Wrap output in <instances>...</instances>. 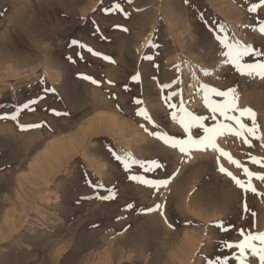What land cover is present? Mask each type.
Wrapping results in <instances>:
<instances>
[{
    "label": "rangeland",
    "instance_id": "rangeland-1",
    "mask_svg": "<svg viewBox=\"0 0 264 264\" xmlns=\"http://www.w3.org/2000/svg\"><path fill=\"white\" fill-rule=\"evenodd\" d=\"M113 2L0 0V114L35 99V110L22 112L19 122L41 125L21 130L15 121L0 120V264H106L107 257L111 264H152L150 256L163 247L167 230L177 235V241L199 243L197 261L190 264H206L205 257L230 254L220 245L223 240L239 239L238 229L264 231V195L260 194L264 184L253 179L258 193H245L219 172L223 165L246 179L218 152L208 149L183 155L166 146L149 135L154 129L135 114L138 106L133 103L134 97L142 99L141 106L160 126L155 130L180 137L152 77L169 83L176 78L173 66L181 64L185 83L179 87L184 89L186 106L197 114L206 113L195 94V81H187L186 71L188 63L210 68L218 62L217 44L205 21L224 24L235 38L264 50V35L251 27L264 22V10L247 11L258 0H132L131 4L120 0L130 13L127 19L117 12H103ZM92 21L107 39H101ZM116 24L128 31L113 28ZM73 40L114 62L72 45ZM149 41L159 47H149ZM145 55L155 56L158 70ZM226 71L211 77L201 74V82L220 88L236 86L238 107L254 110L264 133V79ZM137 73L139 82L131 80ZM50 109L70 115L56 116ZM102 111L117 117L123 130L113 122L109 129L89 131L90 117ZM55 140L64 145L62 152L46 154ZM216 143L238 160L241 149L248 150L246 155L264 157L261 141L253 140L249 148L236 137L224 135ZM114 152L129 153L141 161L157 160L164 167L144 173L134 165L129 173ZM247 158L240 161L247 162L250 170L264 171ZM130 174L170 180L157 192L131 181ZM109 190L115 191V199L96 198ZM129 203L133 210L126 209ZM157 203L163 206L167 223L159 211H141ZM230 220L234 224L228 232L210 226L218 221L228 225ZM208 246L213 248L210 253L205 251Z\"/></svg>",
    "mask_w": 264,
    "mask_h": 264
},
{
    "label": "snow or ice",
    "instance_id": "snow-or-ice-1",
    "mask_svg": "<svg viewBox=\"0 0 264 264\" xmlns=\"http://www.w3.org/2000/svg\"><path fill=\"white\" fill-rule=\"evenodd\" d=\"M126 3L131 4L132 0H125ZM187 2V0H185ZM105 14L110 12H117L125 19L129 18L130 13L125 10L120 0H114L109 7L102 9ZM264 10V0H258V3H253L247 11L249 13H257ZM139 11V9H137ZM203 19V17H202ZM209 23V31L212 33L213 40L217 44L218 48V62L210 68L203 66H195L191 63L186 65V71L188 73L187 81H195L193 87L195 88V94L199 95L202 99L203 108L206 110L204 114H197L190 110L186 106L184 99V89L179 85L185 83L184 72L185 68L181 64H176L173 67L176 71V78L169 83H160L158 77L153 76L152 79L157 83L162 103L169 109V115L171 121L178 125L181 132V136L170 135L167 132H161L158 129L160 126L156 124L150 113L141 105L142 99L138 97L133 98V103L137 105L136 115L142 117L145 122L152 125L153 131L149 132V135L157 138L166 146L178 150L183 155H188L193 151H205L212 149L220 154V156L227 158L231 165H234L237 169L242 171L243 177L241 179L235 175L232 171H229L223 165L219 166V172L226 175L230 180L243 192L258 193V189L253 184V179L258 180L261 184H264V171H252L249 169L246 163L235 159L229 152L218 147L216 140L217 137L224 135H231L239 139L244 145L249 148L253 147V140L261 141V147H264V133L261 132L260 125L258 124L257 114L251 108H239L237 104V88L236 86H227L225 88L217 87L210 83L201 82L200 75L204 77H211L220 70L235 71L241 76L248 78L259 77L264 79V50H257L250 44H246L241 40L235 38L230 34L229 29L224 24L211 25ZM93 27L97 33H101L100 26L96 21H92ZM253 30H257L261 35H264V22H260L258 25L251 26ZM113 28L120 29L127 32L128 29L123 25H113ZM101 39H107L101 33ZM72 45H78L82 49L94 56L100 57L106 61H112V58L104 55L91 48L90 46L83 44L77 40H73ZM149 47L158 48L159 45L154 41H149ZM78 55H80L78 53ZM81 58H83L81 56ZM71 59V57H69ZM144 59L153 61V67L157 70L159 65L154 63V55H145ZM251 61V62H250ZM83 78L90 80L93 84L99 85L100 82L96 81L91 76L83 75ZM141 79L140 74L137 73L131 77V80L139 82ZM112 84V81H108ZM127 89V85H125ZM45 91L54 92L55 89H46ZM42 99V97H41ZM38 101L31 100L23 105L17 106L15 110L11 112H4L0 114V120L10 119L17 122L18 127L21 130L36 128L39 124H21L19 118L24 111H34L32 107ZM50 111L56 116H68L67 112H59L56 109H50ZM211 123H208V122ZM245 121H250L246 123ZM144 127V125H141ZM145 131H148L145 128ZM249 155V161L251 164L258 166L260 169H264V157H257L255 155ZM114 158L120 162L123 169L126 172L131 173L134 165H138L144 173L153 172L157 169L163 168V164L157 160L141 161L134 158L129 153L117 154L113 153ZM128 179L137 182L138 184L148 186L155 189L157 192L161 188H166L169 184L170 178L165 179H150L145 175L130 174ZM100 188L103 185H95ZM264 195V193H260ZM96 198L102 200H111L116 198V193L113 190H109L107 195H98ZM162 205L157 203L153 208L142 209L141 211L151 213L153 211H159V214L167 219L165 212L162 210ZM126 209L133 210L134 205L129 203L126 205ZM246 202L243 206V212H248ZM255 213L252 216L255 217ZM220 231L228 232L231 230L230 225H226L223 221H218L214 225ZM255 225H253L254 227ZM171 227V225H169ZM237 235L240 237L234 242L223 240L221 247L230 251V254H217L214 259H208L205 257L206 264H255L258 260V264H264V231L254 232L250 229L240 228L237 230ZM251 258V259H250Z\"/></svg>",
    "mask_w": 264,
    "mask_h": 264
},
{
    "label": "bare ground",
    "instance_id": "bare-ground-1",
    "mask_svg": "<svg viewBox=\"0 0 264 264\" xmlns=\"http://www.w3.org/2000/svg\"><path fill=\"white\" fill-rule=\"evenodd\" d=\"M224 1H226V0H223V2ZM218 2V1H217ZM224 6V5H223ZM231 8V7H230ZM233 8V7H232ZM233 10V9H232ZM231 10V11H232ZM230 14H231V12H230ZM230 22V21H229ZM193 29V28H192ZM191 29V30H192ZM214 41V40H213ZM198 42V41H197ZM262 43V42H261ZM264 45V44H263ZM218 50V49H217ZM217 50H216V52H217ZM197 61V60H196ZM226 72H230V71H226ZM224 75H226L225 73H224ZM226 76H229V75H226ZM231 77H233V75L231 76ZM86 80V79H85ZM88 85V84H87ZM263 85V84H262ZM96 100H97V98H96ZM104 111V110H103ZM103 111L102 112H96L99 116L98 117H96V118H94L93 116H95V115H93L92 117H90V118H92V121L90 122V125H89V131H93V130H101V128H105V129H109V128H111V127H113V126H116L117 125V127H118V129H120V130H123V128H122V126L123 125H121V124H119V121L118 120H116V118L114 117V116H106V115H104V113H103ZM95 112V111H94ZM105 112V111H104ZM95 113V114H96ZM106 114V113H105ZM109 114V113H108ZM94 118V119H93ZM114 122V124H113V126H111V123H113ZM118 122V123H117ZM107 126V127H106ZM108 126H110V127H108ZM117 129V130H118ZM115 131V130H114ZM128 131V130H127ZM102 132V131H101ZM98 133V132H97ZM105 134V133H104ZM110 136H111V134H109ZM135 138V137H134ZM91 140V139H90ZM121 140V139H120ZM143 141V140H142ZM120 144H121V142H120ZM48 145V144H47ZM49 147L46 149V154H48V155H53V153L55 154H60L61 152H62V149H63V147H64V145L62 144V142H60L59 140H55V141H52L51 143H50V145H48ZM47 147V146H46ZM234 149V148H233ZM236 151H237V149H235ZM44 151H45V149H44ZM245 151V149H241L238 153H237V156H238V158H240L241 160H244V158L246 159L249 155H246V152L248 151H246V152H244ZM235 153V154H236ZM239 159V160H240ZM247 160H248V158H247ZM247 160H245V161H247ZM39 161V160H38ZM38 161H36L37 162V164L39 163V164H41V161L40 162H38ZM247 163V162H246ZM250 163V162H249ZM38 164V165H39ZM250 165V164H249ZM33 166V165H32ZM42 166V165H41ZM97 172V171H96ZM97 174V173H96ZM98 176V175H97ZM100 177V176H99ZM186 190V189H185ZM182 192V191H181ZM166 193V192H165ZM183 193V192H182ZM191 193V192H190ZM188 195V194H187ZM190 196V195H189ZM188 196V197H189ZM172 197V196H171ZM180 197H182L181 195H180ZM183 197H185V196H183ZM173 198V197H172ZM179 198V197H178ZM190 198V197H189ZM186 199V198H185ZM194 199V198H193ZM183 200V199H182ZM165 201V200H164ZM175 201V200H174ZM189 201V200H188ZM187 200H186V202H188ZM191 201V200H190ZM190 203V202H189ZM168 204V203H167ZM173 204V203H172ZM191 205V204H190ZM173 206V205H172ZM187 206H189L188 205V203H187ZM192 206V205H191ZM191 206H189V208L191 207ZM165 207V206H164ZM168 207V206H167ZM166 207V208H167ZM216 207V206H215ZM99 208V207H98ZM170 208V207H169ZM188 208V207H187ZM187 208H186V210H187ZM189 208H188V210H189ZM193 208H194V206H193ZM196 208V207H195ZM98 210V209H97ZM184 210V209H183ZM194 210V209H193ZM165 211V210H164ZM171 211V210H170ZM169 211V212H170ZM95 212V211H94ZM179 212V211H178ZM181 212V211H180ZM182 212H184V211H182ZM181 212V213H182ZM192 212V211H191ZM190 212V213H191ZM192 214H193V212H192ZM199 214V213H198ZM244 214V213H243ZM182 215V214H181ZM187 215V214H186ZM191 215V214H190ZM246 215V214H245ZM166 216V215H165ZM189 216V215H188ZM199 216V215H198ZM198 216H196V217H198ZM173 217V216H172ZM190 217V216H189ZM195 216H193V218H194ZM166 218H167V216H166ZM201 218V217H200ZM167 219H169V218H167ZM189 219H191V218H189ZM77 220V219H76ZM183 220H185V219H183L182 218V221ZM198 220V219H197ZM187 221H189L188 219H187ZM224 221H225V219H224ZM262 221H264L263 219H262ZM181 223H183V222H181ZM234 224V221L233 220H230V222H229V224L228 225H233ZM264 224V223H263ZM186 226V225H185ZM257 226V225H256ZM263 226V225H262ZM259 228H260V226H258ZM168 228V227H167ZM259 230H261V229H259ZM259 230L257 231V230H253L254 232H259ZM181 232V231H180ZM180 232H179V234H180ZM187 232H189V231H187ZM191 232H192V230H191ZM167 234H168V239L166 240V242H164L162 245H163V247L160 249V250H158V252H159V254H155L154 256L153 255H151L150 257H152V260H151V263L152 264H176V263H178V264H180L181 262L182 263H184V264H190V263H192L193 261H197V260H195V258H194V256H195V254L197 255L198 253H197V250L199 249V245L196 247V245L197 244H199V243H197L196 245H194V242L193 243H191L188 239V241H186V239L185 240H183V241H177L178 239H177V235H175V234H173L172 233V231H170V230H167ZM166 235V234H165ZM185 235V234H184ZM187 235V234H186ZM191 235V234H190ZM178 237H179V235H178ZM185 237V236H184ZM193 237V236H192ZM159 239V238H158ZM176 241H175V240ZM184 239V238H183ZM165 240H163V241H165ZM182 240V239H181ZM194 240V239H193ZM197 240V239H196ZM198 241H200V240H198ZM177 242V244H178V242H180V244H178V246L175 244ZM210 243V242H209ZM119 244V243H118ZM203 244V243H202ZM167 245H169L170 247V250L168 249V251H167ZM173 246V247H172ZM122 247V246H121ZM171 247H172V249H171ZM122 249V248H121ZM115 250V249H114ZM212 250H213V248H211V247H207V249L205 250L206 252H212ZM131 251V250H130ZM169 252V254H168V256H169V258H168V256H164V254H165V252ZM115 252V251H114ZM206 252H204V253H206ZM112 253V252H111ZM150 254V253H149ZM167 254H165V255H167ZM121 255H122V253H121ZM124 255V254H123ZM114 256V255H113ZM133 256V255H132ZM202 256V255H201ZM165 257H167V258H165ZM108 258L109 257H107L106 258V264H111L110 263V261L108 260ZM148 258V257H147ZM197 258V257H196ZM198 259V258H197ZM251 259V258H250ZM136 261V260H135ZM257 262H258V260L255 262V264H257ZM150 263V262H149ZM181 263V264H182ZM103 264V263H102Z\"/></svg>",
    "mask_w": 264,
    "mask_h": 264
}]
</instances>
